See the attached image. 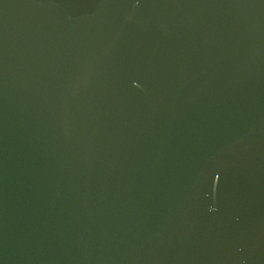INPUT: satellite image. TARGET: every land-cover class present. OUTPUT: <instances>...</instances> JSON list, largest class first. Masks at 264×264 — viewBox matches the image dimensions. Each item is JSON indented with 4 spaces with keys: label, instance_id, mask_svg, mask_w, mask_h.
<instances>
[{
    "label": "water",
    "instance_id": "95a60500",
    "mask_svg": "<svg viewBox=\"0 0 264 264\" xmlns=\"http://www.w3.org/2000/svg\"><path fill=\"white\" fill-rule=\"evenodd\" d=\"M0 264H264V0H0Z\"/></svg>",
    "mask_w": 264,
    "mask_h": 264
}]
</instances>
